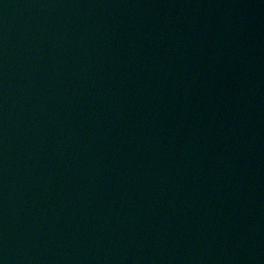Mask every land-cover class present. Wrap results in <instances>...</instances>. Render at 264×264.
<instances>
[{"label": "water", "instance_id": "95a60500", "mask_svg": "<svg viewBox=\"0 0 264 264\" xmlns=\"http://www.w3.org/2000/svg\"><path fill=\"white\" fill-rule=\"evenodd\" d=\"M0 264H264V0H0Z\"/></svg>", "mask_w": 264, "mask_h": 264}]
</instances>
